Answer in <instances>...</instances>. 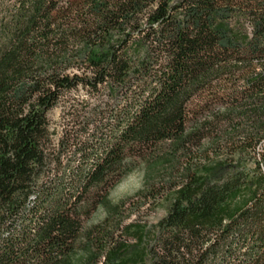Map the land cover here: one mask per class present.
Instances as JSON below:
<instances>
[{
	"label": "trees",
	"instance_id": "16d2710c",
	"mask_svg": "<svg viewBox=\"0 0 264 264\" xmlns=\"http://www.w3.org/2000/svg\"><path fill=\"white\" fill-rule=\"evenodd\" d=\"M260 163L264 0H0V264H264Z\"/></svg>",
	"mask_w": 264,
	"mask_h": 264
},
{
	"label": "rangeland",
	"instance_id": "374dc122",
	"mask_svg": "<svg viewBox=\"0 0 264 264\" xmlns=\"http://www.w3.org/2000/svg\"><path fill=\"white\" fill-rule=\"evenodd\" d=\"M85 89L72 90L67 92L57 103L56 106L51 109L47 114V120H49V132L52 135L53 142L61 136L63 130L73 125L76 121L75 115H80L86 107L88 102ZM247 166H253L254 159L250 158L245 163ZM142 183L141 172L134 171L128 176L123 177L114 187L110 190L109 194L114 200L129 197L140 188ZM169 201L160 200L156 206L147 207V205L140 207L134 216H139L143 221L149 222L158 221L166 212ZM102 212L93 213L89 221H97L100 219Z\"/></svg>",
	"mask_w": 264,
	"mask_h": 264
},
{
	"label": "built area",
	"instance_id": "2783aa9c",
	"mask_svg": "<svg viewBox=\"0 0 264 264\" xmlns=\"http://www.w3.org/2000/svg\"><path fill=\"white\" fill-rule=\"evenodd\" d=\"M255 159H257V157H255ZM258 160V159H257ZM260 168H261V170H263V172H264V165H263V163H260Z\"/></svg>",
	"mask_w": 264,
	"mask_h": 264
}]
</instances>
